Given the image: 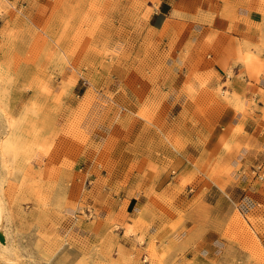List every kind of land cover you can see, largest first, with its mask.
Segmentation results:
<instances>
[{"label": "rangeland", "instance_id": "374dc122", "mask_svg": "<svg viewBox=\"0 0 264 264\" xmlns=\"http://www.w3.org/2000/svg\"><path fill=\"white\" fill-rule=\"evenodd\" d=\"M35 1L0 19V264H139L144 251L151 260L158 254L157 236L143 249L144 236L121 230V212L94 216L93 171L83 152L90 144L97 162L105 160L104 144L119 138L128 118L137 115L145 127L131 148L140 166L154 160L167 170L171 149L185 145L171 143L162 119L151 115L155 107L162 110V90L153 85L168 80L173 45L168 24L157 29L150 19L161 4L167 11L171 0ZM209 38L192 70L217 65ZM250 54L235 61L260 62ZM223 69L225 83L197 89L189 72L192 104L185 113L205 137L204 152L189 175L176 172L172 195L154 192L144 209L164 216L163 229L178 233L160 249L163 256L171 250V264H264L263 205L247 211L227 195L228 184L239 179L244 132L243 122L228 115L247 106L240 95L224 90L235 73L228 62ZM115 92L140 107L136 116L135 105L131 113L114 103ZM186 222L199 233L215 230L223 239L219 251L188 258L180 235L188 231Z\"/></svg>", "mask_w": 264, "mask_h": 264}, {"label": "crops", "instance_id": "0c3cea01", "mask_svg": "<svg viewBox=\"0 0 264 264\" xmlns=\"http://www.w3.org/2000/svg\"><path fill=\"white\" fill-rule=\"evenodd\" d=\"M31 1L0 0V9H4L0 19L15 16L18 9H29ZM35 2L37 5L44 4V0ZM164 8L161 4L152 14L150 23L157 29L167 23L173 45L171 63L167 69L168 80L153 85V90H162L163 98L157 105L160 104V111L165 113V117H161L160 111L156 112L155 102L150 104L155 107L151 115L156 114L157 121L162 119L163 129L167 131L171 143L182 140L186 142L185 145L180 151L171 149L174 156L167 170H163L154 160L141 163L140 166L136 157L132 156L134 150L131 145L145 127V120L137 115L140 107L128 95L115 92L114 103L131 113H134L132 105H135L137 109L134 114L137 117H129L126 131L116 140L104 144L109 155L102 162H97V152L92 145L89 144L83 152L85 160L89 161L88 171H93L89 178V191L93 198L94 216L100 214L105 218L110 212H121V230L133 228L138 237L144 236L143 249L152 235L157 236V256L147 260L144 251V259L139 264H160L161 259L164 264H171V250L168 256H163L160 249L169 246L178 233L163 229L164 216L154 211L145 212L144 209L150 207L154 192L172 195L170 184L176 172L181 176L189 175L193 163L204 152L205 137L202 133L198 136L185 113L186 105L192 104L188 98L189 72L193 73L190 83L197 89L203 85L215 86L219 81L225 83L226 71L223 66L228 62L233 68L235 76L229 79L230 85H226L224 90L240 95L245 100L247 110L237 114L233 111L228 115L232 121L243 122L244 132L241 135L242 156L236 165H240L239 179L228 184L227 195L247 211H254L260 205L264 207V180L258 179L254 173L258 165L264 172V0H171L167 11ZM208 37L215 45L210 57H216L218 63L208 71L197 67L192 70L193 63L204 51ZM245 52L252 53L250 56L258 57L260 62H250L248 65L236 62L237 57L245 56ZM258 72L260 76L257 79ZM209 73L214 76L209 78ZM98 137L94 133L93 141L97 142ZM185 194L179 193L174 203ZM184 225L188 231L180 234L184 238L181 246L188 258L211 256L222 247L223 239L215 230L199 233L192 228L193 224L186 222ZM134 235L131 240L135 238Z\"/></svg>", "mask_w": 264, "mask_h": 264}, {"label": "built area", "instance_id": "2783aa9c", "mask_svg": "<svg viewBox=\"0 0 264 264\" xmlns=\"http://www.w3.org/2000/svg\"><path fill=\"white\" fill-rule=\"evenodd\" d=\"M254 173L258 179L264 180V172H261V165H258V167L254 169Z\"/></svg>", "mask_w": 264, "mask_h": 264}]
</instances>
